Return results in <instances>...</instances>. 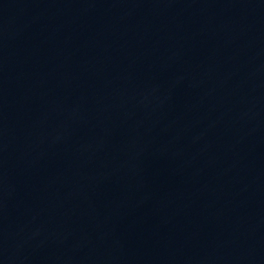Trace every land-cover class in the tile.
I'll use <instances>...</instances> for the list:
<instances>
[{"label": "water", "instance_id": "95a60500", "mask_svg": "<svg viewBox=\"0 0 264 264\" xmlns=\"http://www.w3.org/2000/svg\"><path fill=\"white\" fill-rule=\"evenodd\" d=\"M0 264H264V0H0Z\"/></svg>", "mask_w": 264, "mask_h": 264}]
</instances>
